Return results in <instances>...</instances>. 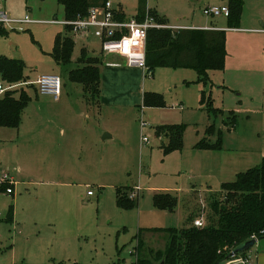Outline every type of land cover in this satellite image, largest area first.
Here are the masks:
<instances>
[{
    "label": "rangeland",
    "instance_id": "obj_1",
    "mask_svg": "<svg viewBox=\"0 0 264 264\" xmlns=\"http://www.w3.org/2000/svg\"><path fill=\"white\" fill-rule=\"evenodd\" d=\"M3 1L0 9L11 21L0 24V55L21 59L20 81L30 85L14 86L18 82L0 76L4 87L13 86L15 98L24 94L29 99L18 129L0 127V176L6 172L17 183L13 194L0 193V264H132L139 229L144 230V249L158 250L165 247L167 235L148 230L178 228L197 219L205 226L211 214L207 198H219L221 184L233 181L238 173L232 170L221 180L228 169L251 156L236 149L237 134L249 135L248 122L239 115L237 128L223 123L227 94L222 88L223 70H208L207 78L201 79L194 68L158 66L141 79L134 69L138 66L100 64L97 105L88 101L90 94L81 84L67 76L83 46L80 41L74 40L73 62L65 69L49 54L57 34L70 36L63 24L45 21L63 20L62 5L57 0ZM109 1L126 18L138 15L140 0ZM228 1L147 0V9L172 27H221L229 51L237 32L231 28L264 24V0H241L237 25L228 17L202 13L207 5L228 6ZM26 16L31 22H19ZM84 43L91 55L101 54L95 37ZM112 59L107 55L108 61ZM116 71L131 81H117ZM51 73L62 81L56 101L38 93L33 84L39 75ZM143 92L159 96L163 106L142 108L151 145L141 148ZM224 116L235 120L228 112ZM166 125L182 127L181 147L168 153L162 148L167 140L156 135V127ZM236 167L244 171L243 165ZM135 187H140V195L130 205L118 201V189L127 196ZM161 193L174 199L172 209L154 205V196ZM255 248L256 244L250 249ZM54 252L58 254L53 259Z\"/></svg>",
    "mask_w": 264,
    "mask_h": 264
},
{
    "label": "trees",
    "instance_id": "obj_2",
    "mask_svg": "<svg viewBox=\"0 0 264 264\" xmlns=\"http://www.w3.org/2000/svg\"><path fill=\"white\" fill-rule=\"evenodd\" d=\"M105 0H57L62 5L65 19H73L77 15L87 13L89 7L98 6ZM230 23L237 25L242 12L241 0L228 1ZM138 18L150 14L165 24V20L147 9V0H140ZM121 16V15H120ZM123 16V15H122ZM3 30L0 28V32ZM74 41L70 36L57 34L52 50L49 52L56 65L65 69L73 61L71 53ZM226 34L222 29H192V28H150L147 30L145 43L146 74L155 67L194 68L200 73L201 79L207 78L208 70H223L226 59ZM101 60L88 56L81 48L75 59V67L67 71L71 82L79 83L86 93L90 94L88 101H99ZM24 62L19 58L0 55V76L7 82L21 83ZM26 82V81H24ZM29 99L23 94L20 99L11 91H5L0 97V127L18 129L21 112ZM142 106H163L161 98L146 92L143 95ZM233 119L223 116V123L234 127L236 114L228 111ZM156 135L165 138L162 143L165 153L179 149L182 145V127L179 125L157 126ZM200 146H213L200 143ZM10 184L0 183V193L6 192ZM220 193V192H219ZM125 196V195H124ZM117 190L118 201L130 205L133 200L124 197ZM211 214L207 216V224L196 227L186 223L182 227L154 228L148 231L167 235L163 249H144L141 239L144 230L139 229L136 246L132 254L135 261L132 264H222L228 259L232 250L248 241L255 234L258 239L264 237V158L255 167L238 172L233 181L221 184V195L207 198ZM174 199L167 194H156L154 205L158 208L172 209ZM11 217V212L7 218ZM12 218V217H11ZM224 247H227L224 249ZM244 253V252H243ZM13 264H33L19 262ZM64 264V263H48ZM78 264V263H71ZM123 264V263H117Z\"/></svg>",
    "mask_w": 264,
    "mask_h": 264
},
{
    "label": "crops",
    "instance_id": "obj_3",
    "mask_svg": "<svg viewBox=\"0 0 264 264\" xmlns=\"http://www.w3.org/2000/svg\"><path fill=\"white\" fill-rule=\"evenodd\" d=\"M4 6V1L2 0L0 8ZM122 15L123 14H121V17H126L125 15ZM252 16L256 17L257 14L254 13ZM246 20L252 19L248 17L246 18ZM165 24L171 26L167 22H165ZM173 28L177 30L180 28L220 29L221 27H211L204 24L203 26L199 27L184 25L183 27L180 26L179 28L173 26ZM231 29L237 32L235 34L236 40L230 46L229 51H227L226 49L227 55L225 59L224 69L222 71V88L224 89V91H227V94L225 96V107L222 112L225 113L228 111H233L236 114V118L237 116L239 118L242 115L241 117L246 122H248L247 124L249 127V135L241 136L240 134L235 133L237 131L233 129L235 131L234 135L237 134V139L239 140L236 143L237 151L247 153L245 154V156L251 154V156L242 159L241 163L239 162L236 164V166L243 165L244 167H242V170L245 171L248 168L259 165L264 158V24L261 22L260 27L252 26L248 28L240 27ZM75 40L80 41V43L83 45L81 48L85 49L88 56H93L87 51V45H85L84 43L85 39ZM112 56L114 60L112 59L111 61H108L107 57H103L102 54L94 55V57H98L101 60V64H105V66L108 65L109 67L113 66L115 68L121 67V64H125L124 59L121 56ZM108 62H113L116 64H108ZM134 69H136L137 72L138 70L140 71L141 79L146 76V70H142L138 67H135ZM114 73L117 81L122 80L127 83L131 81L129 76H124V74H122L121 72L116 71ZM101 89L102 88H100V90ZM142 95H144V92ZM98 102L97 105H99ZM141 108L144 109L143 106H141ZM172 108L182 107L173 105ZM237 126L238 125L235 123L234 127L232 128H237ZM107 136H105L104 138H106ZM148 145L150 146L151 144L149 143ZM236 166L234 168L231 167L232 169L230 170L228 169L229 173L227 175H224L221 180H226L232 170L234 172H239V169H237ZM10 177L12 178L14 183L11 185L12 193L9 194H13L14 186L17 183L12 176ZM57 254L58 253L55 252L51 254L52 258L54 259L55 257H57ZM249 254L253 258L254 264H264V237L257 241L255 250L250 249ZM33 264H35V261H33Z\"/></svg>",
    "mask_w": 264,
    "mask_h": 264
},
{
    "label": "built area",
    "instance_id": "obj_4",
    "mask_svg": "<svg viewBox=\"0 0 264 264\" xmlns=\"http://www.w3.org/2000/svg\"><path fill=\"white\" fill-rule=\"evenodd\" d=\"M2 0H0V5ZM202 13L208 17H218L229 15L228 6L213 5L205 6L202 9ZM109 0H105L98 6L89 7L87 13L84 15H77L73 19L63 20H45L51 23H61L65 26L66 30L69 31L70 37L75 39H89V37H95L101 46V54L103 57L107 55H117L124 59V63L129 66H138L142 70H146L145 63V43L147 30L150 28H170L164 23L158 22L154 16L145 14L142 18L137 16L126 18L121 17ZM11 20L7 18L5 10L0 9V24L8 23ZM21 23H29L31 20L27 16L21 20ZM108 64H116L108 62ZM36 90L40 94H46L52 96L55 100L59 99L62 87L61 77L58 74H41L34 81ZM19 85H30L27 82H21L15 84ZM12 85L4 87L0 83V94L8 91L12 88ZM149 122L144 117V112L141 108L139 116L140 126V147L144 148L150 143V139L145 134L144 129L148 127ZM6 182L12 185L14 182L12 178L6 173L0 176V183ZM140 187L133 188L127 195L131 200L136 199L140 195ZM6 192L12 193L11 187L6 189ZM87 195H92L91 191L87 192ZM196 227H202L203 222L199 219L193 223ZM250 239H257L255 234L251 235ZM227 247H224L226 249ZM250 249L244 253L232 254L230 253L227 260L222 264H254L253 258L249 254Z\"/></svg>",
    "mask_w": 264,
    "mask_h": 264
},
{
    "label": "water",
    "instance_id": "obj_5",
    "mask_svg": "<svg viewBox=\"0 0 264 264\" xmlns=\"http://www.w3.org/2000/svg\"><path fill=\"white\" fill-rule=\"evenodd\" d=\"M258 240H259L258 238L257 239H249L248 241L244 242L243 244L239 245L234 250H232V254H239V253H243V252L247 251L252 246H254ZM160 264H162V263H160Z\"/></svg>",
    "mask_w": 264,
    "mask_h": 264
}]
</instances>
